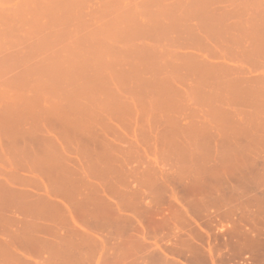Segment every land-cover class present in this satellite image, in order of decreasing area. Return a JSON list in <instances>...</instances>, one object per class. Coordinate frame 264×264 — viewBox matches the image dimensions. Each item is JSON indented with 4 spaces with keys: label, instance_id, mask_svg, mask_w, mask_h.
I'll return each instance as SVG.
<instances>
[{
    "label": "rangeland",
    "instance_id": "obj_1",
    "mask_svg": "<svg viewBox=\"0 0 264 264\" xmlns=\"http://www.w3.org/2000/svg\"><path fill=\"white\" fill-rule=\"evenodd\" d=\"M0 264H264V0H0Z\"/></svg>",
    "mask_w": 264,
    "mask_h": 264
}]
</instances>
